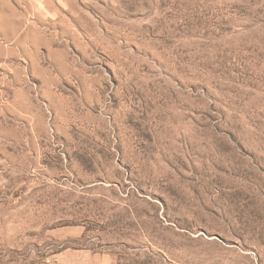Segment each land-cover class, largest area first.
<instances>
[{
    "label": "rangeland",
    "instance_id": "rangeland-1",
    "mask_svg": "<svg viewBox=\"0 0 264 264\" xmlns=\"http://www.w3.org/2000/svg\"><path fill=\"white\" fill-rule=\"evenodd\" d=\"M33 1L47 124L0 109V264H264V0Z\"/></svg>",
    "mask_w": 264,
    "mask_h": 264
},
{
    "label": "crops",
    "instance_id": "crops-1",
    "mask_svg": "<svg viewBox=\"0 0 264 264\" xmlns=\"http://www.w3.org/2000/svg\"><path fill=\"white\" fill-rule=\"evenodd\" d=\"M42 50L44 54L40 56ZM43 60H47V5L39 2L37 6L33 0H11L10 4L0 5L3 112L15 114L16 110L25 120L32 118L47 124V77H28L23 73L24 67L41 65Z\"/></svg>",
    "mask_w": 264,
    "mask_h": 264
}]
</instances>
